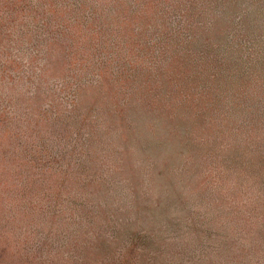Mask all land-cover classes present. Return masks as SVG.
<instances>
[{
	"label": "rangeland",
	"instance_id": "rangeland-1",
	"mask_svg": "<svg viewBox=\"0 0 264 264\" xmlns=\"http://www.w3.org/2000/svg\"><path fill=\"white\" fill-rule=\"evenodd\" d=\"M182 12L0 0L2 245L53 256L57 213L106 182L97 199L165 208L146 231L160 264H264V21ZM40 198L58 208L28 217Z\"/></svg>",
	"mask_w": 264,
	"mask_h": 264
},
{
	"label": "trees",
	"instance_id": "trees-1",
	"mask_svg": "<svg viewBox=\"0 0 264 264\" xmlns=\"http://www.w3.org/2000/svg\"><path fill=\"white\" fill-rule=\"evenodd\" d=\"M136 1L154 9L166 7L171 10H182L183 12L179 16L189 22L191 20H211L214 22L217 20L232 22L264 21V0ZM186 36L189 41L194 38L193 35L189 38L190 34ZM208 54L213 57L211 52ZM192 57L201 59L203 56L193 55ZM214 67L211 69L213 74L216 72ZM256 74L258 78L264 79V70L256 71ZM233 84L240 88V81ZM260 91L264 92V83L260 87ZM257 127H264V118L259 120ZM104 186H107L106 182L94 188L93 191L97 194L95 196L96 200L91 198L75 199L71 203H66L63 209L61 208L60 212L57 213L62 214V217L67 221L62 222V225L58 228L62 229L64 227L63 230H53L54 237L51 238L55 240L54 244H63L64 248H56L53 256L50 255L43 262H38L37 257L45 254L46 250L33 248L29 244L18 245L16 240L10 237V240L4 242V245L0 242V264H160L158 257L151 256L155 254V250L152 248L153 244L146 231L153 232L151 229L154 227L148 225V220L151 217L156 218L159 215L160 219L167 217L164 210H162L165 208L160 207L162 208L160 214H154L153 210L156 206L153 207L152 204H141L140 201L132 206L116 204L108 198L107 194H104L105 192L97 199L99 191L104 189ZM139 193L141 194V190H139ZM57 203H48L47 200L45 201L42 198L39 201L30 199L24 202L25 207L23 210L30 217L39 208L42 209L40 213L56 210L58 208ZM0 207H2L1 204ZM94 211L102 214V220H96L93 223L96 227L89 225L84 229H80L79 225H82L83 220L86 224H90V216L93 215L92 212ZM151 211L152 214H150ZM1 217L2 212L0 211V219ZM70 217L73 219L72 224L68 222ZM91 217L93 218V216ZM109 227L115 229L117 239L108 237L105 229ZM122 244L124 249L119 253ZM117 254L123 255L118 256Z\"/></svg>",
	"mask_w": 264,
	"mask_h": 264
}]
</instances>
